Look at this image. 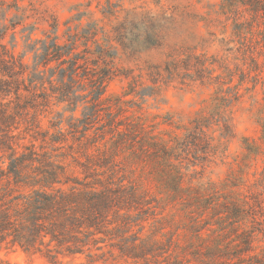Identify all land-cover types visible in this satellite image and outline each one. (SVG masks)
Masks as SVG:
<instances>
[{
	"label": "trees",
	"instance_id": "1",
	"mask_svg": "<svg viewBox=\"0 0 264 264\" xmlns=\"http://www.w3.org/2000/svg\"><path fill=\"white\" fill-rule=\"evenodd\" d=\"M11 8L23 14L18 5L0 0L2 21ZM219 14L223 19L217 18V22L224 28L230 23L231 27L230 38L221 42L224 46L232 43L226 49L241 57L242 67L234 71L218 65L223 70L217 73L215 65L219 60L189 52L182 57L172 56L154 72L158 77L165 75L168 81L180 79L182 83L213 88L208 115L195 119L192 128L171 144L152 142L154 153L172 160L174 166L191 161L189 157L196 165L195 161L214 155L219 144H212L209 129L218 126L223 138L234 134L228 100L240 99L245 79L252 83V89L258 83L264 85V0H220ZM18 24L0 23V248L17 247L53 264H61L64 258L73 264H104L108 255L123 259L125 264H159L163 254L172 259L167 264H185L174 256L173 249L161 247L164 244L156 234L141 237L135 230L142 231L149 219L161 224L166 218L157 217L163 211L157 212V200L148 192L132 183L125 184L121 174L124 168L117 163L114 150L126 134H131V142L143 149L144 141L135 137L136 130L125 133L118 121L100 127L92 124L105 92L104 75L91 73L85 77L90 98L84 100L82 117L74 115L78 101L73 90L82 86V76L88 75L87 57L75 52L79 33H71L69 28L68 43L62 45L56 33L46 35L44 40L32 39L34 28H24L29 35L23 55L26 51L33 54L29 65L2 41L5 33ZM96 27L94 23V28L86 30L97 31ZM112 32L121 44L123 26H114ZM94 37L91 38L96 42ZM15 38L13 31L12 41ZM96 48L97 58L102 59L105 48ZM106 72L105 76L109 71ZM237 73L238 83L233 84ZM60 104L61 112L56 109ZM65 111L71 114L64 117ZM47 114H52L53 120L42 128V117ZM174 182L181 188L176 178ZM216 194L214 186L201 185L187 202L190 210H183L188 228L200 240L191 256L202 263L206 259L200 256L214 257L216 264H264V247L258 253L254 245L259 235L264 241L263 201L247 195L240 202L232 197L221 201ZM206 210L212 211L209 219L203 216ZM246 221L252 224L251 229L240 231ZM204 228L211 233L210 245L204 242Z\"/></svg>",
	"mask_w": 264,
	"mask_h": 264
},
{
	"label": "rangeland",
	"instance_id": "2",
	"mask_svg": "<svg viewBox=\"0 0 264 264\" xmlns=\"http://www.w3.org/2000/svg\"><path fill=\"white\" fill-rule=\"evenodd\" d=\"M3 1L18 5L23 14L11 8L7 11L6 20L0 19V23L5 24L20 22L14 30L5 33L2 41L29 65L32 64L33 54L26 51L23 55L26 50L25 38L29 35V30L24 28H34L32 39L44 40L46 35L56 33L62 45L68 43L69 28L71 33H79L75 52L87 57L88 75L82 76V86H76L73 90L78 101L74 112L76 117H82L84 100L90 98L89 82L85 77L91 73L102 74L105 77V92L92 124L100 127L118 121L125 133L136 130L135 137L143 139L144 147L141 149L140 145L131 142V134H126L114 150L118 165L124 168L121 174L125 184L132 183L140 191L148 192L150 197L157 200V212L163 211L157 217L166 218L161 224L149 219L142 231L135 229L137 233L141 237L156 234L164 244L161 247L173 249L174 256L185 264H216L214 257L200 256L206 259L202 263L191 256L190 252L200 240L188 228L189 222L183 210H190L187 202L195 196V189L201 185H212L221 201L223 197H232L240 202L247 195V198L263 201L261 205L264 212V85L258 83L252 89V83L245 79L240 86V99L228 100L227 110L234 134L230 138H223L219 135L218 126H212L207 133L213 138L212 144L219 145L214 150L215 154L207 160H197L196 165H193V159L189 157L191 161L174 166L172 160L154 153L152 142L171 144L174 138L183 137L192 128L193 121L208 115L213 105V88L187 81L182 83L180 79L168 81L165 75L156 76L158 69L172 56L182 57L194 52L215 57L220 62L215 65L217 73L223 70L218 65H225L234 71L242 67L241 57L226 49L232 43L224 46V42H221L222 39L227 41L230 38L231 27L230 23L224 28L217 22V18L223 19L219 14L220 0ZM207 19H211V22ZM94 23L97 31H87V28H94ZM53 25L56 28L53 29ZM116 25L123 26L121 44L113 38L112 29ZM13 31L15 41H12ZM94 35L96 42L91 38ZM97 46L105 48L102 59H98L95 53ZM85 48L87 51H84ZM106 71L109 72L105 76L103 72ZM261 75L264 83V69ZM232 83H238V73ZM56 109L61 112L63 104ZM70 114L65 111L64 117ZM48 120H53L52 114L42 117V128L50 125ZM132 125L137 127L130 129ZM92 131L93 128L89 133ZM175 178L181 188L175 182L172 183ZM249 202L254 203L252 200ZM242 206L248 208L247 204L242 203ZM211 212L206 210L204 218L209 219ZM251 227L252 224L246 221L240 231L250 230ZM202 234L204 242L210 245V231L204 228ZM260 240V235L254 240L255 252L258 253L264 247V241ZM185 246L189 248L185 250ZM171 261L165 258V254L159 257V264ZM73 263L64 258L61 264ZM0 264L53 263L39 254H26L17 247H2ZM104 264L125 262L108 255Z\"/></svg>",
	"mask_w": 264,
	"mask_h": 264
}]
</instances>
